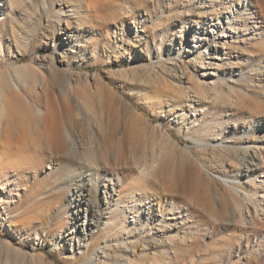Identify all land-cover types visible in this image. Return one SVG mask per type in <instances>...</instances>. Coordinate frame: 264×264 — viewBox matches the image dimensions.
I'll use <instances>...</instances> for the list:
<instances>
[{"label":"rangeland","instance_id":"1","mask_svg":"<svg viewBox=\"0 0 264 264\" xmlns=\"http://www.w3.org/2000/svg\"><path fill=\"white\" fill-rule=\"evenodd\" d=\"M8 1L0 0V264H143V254L151 259L163 251L154 242L169 245L172 236L175 244L195 239L180 264H264V209L256 217L252 203L245 224L228 214L222 220L221 185L228 176L260 200L264 164L245 178L243 166L219 152L237 144L264 148V21L258 15L264 0H17L11 10ZM199 11L207 13L209 36L218 29L210 26L215 19L227 23L223 28L239 20L247 29L245 36L229 33L243 51L225 58L219 72L234 88L227 85L226 96L214 99L213 91L209 103L193 102L189 89L199 81L200 50L190 40L203 27L194 23ZM6 92L19 99L5 106ZM184 111L178 122L175 115ZM56 131L83 161L106 139L130 164L138 159L157 167L149 199L136 208L144 223L130 201L120 229L103 222L76 228L79 212L70 195L79 164L53 155ZM198 140L208 143L199 147ZM201 148L208 154L197 159L191 153ZM211 156L228 160L214 168ZM132 168L120 172L122 190L137 177ZM99 178L104 196L112 184ZM232 191L241 200L244 191ZM157 195L183 209L177 220L171 212L162 232L153 218L160 213Z\"/></svg>","mask_w":264,"mask_h":264},{"label":"bare ground","instance_id":"2","mask_svg":"<svg viewBox=\"0 0 264 264\" xmlns=\"http://www.w3.org/2000/svg\"><path fill=\"white\" fill-rule=\"evenodd\" d=\"M16 2L17 0L8 1L9 10L13 9L11 4L14 6ZM223 9L224 10H222V13L227 11L229 8L224 7ZM259 11L260 12H258V15H261V19L264 21V7H261ZM228 12L230 13V11ZM216 15H218V13ZM193 16H194V23L195 24L203 23L202 24L203 27L201 29L202 31L200 30L199 33L196 32L195 35L193 34L191 35L190 33V35L192 36L190 40L194 43L192 45V47H194V51L197 52V50H200L198 52L200 63L196 65V68H194V70L198 72L199 81L195 88H191V87L189 88L190 90H192L191 91L192 96L190 95L189 96L192 97L193 102L209 103L212 101V99H214V97L221 98V96L224 95L226 96L227 85H230L231 89L234 88L233 86H231L230 81H228V79H226V77L223 76L224 74H222V77L220 78L219 72L220 71L222 72V70L226 68V67L224 68L223 65L225 58L230 57L231 53H235V52L237 53V50L243 51L242 50L243 48L237 45L240 42V40H238L240 38L235 37L237 35H233V34H237L238 31H242L243 33L242 36H245L246 35L245 31L247 29L246 28L240 29L239 25L241 24L245 25V24H243V22L240 24L239 20H236L234 23L229 24L230 26H228L227 28H223V26L227 23H224L223 25V23L218 22L215 19V20H211L216 22H210V26L212 25V27H217L218 29L216 30H221L220 34L216 33L217 31L212 29L210 33L211 36H209L207 35V33H205V31L207 32L209 25L205 21V18L207 17V13L199 11L196 14H193ZM229 33H233V34L229 35ZM203 53L206 54V59H207L206 62H203ZM182 76H185V74H183ZM182 76L181 78H183ZM176 78L179 77L176 76ZM15 87L17 88L16 85ZM213 91L214 94L212 95V99H209V96ZM2 96H3L2 97L3 104L5 106L6 104L9 103V101L14 99H19V97L17 96H9L8 92L4 93V95ZM176 106H178V103H174L173 105L169 106L170 113H172L175 110ZM185 115L186 113L184 111L182 114L175 115L174 118H177L178 122H181L182 121L181 119ZM2 117H3L2 114H0V119ZM262 140L264 142V139ZM207 143L208 142L206 141H200V140L197 141L199 147H203L204 144ZM237 145L239 146L237 148L222 147L223 148L222 149L219 147L220 148L219 152L221 153L222 151L229 157L233 156L238 161L239 165L243 166L242 169L243 172H245L244 174L245 178H249L253 171L259 169L257 167L261 163L264 164V157H263L264 148L257 147L256 144H253V147L252 146L240 147V144ZM33 146L40 148V145L37 143H34ZM49 146L50 149L52 150V153H54L53 155H58L62 157L64 160L76 161L79 164V168H78L79 172H77L78 183L73 188L74 193L71 194V190L68 191V194H71L70 196H72L71 203L72 204L74 203L76 205L79 212L78 218L76 220L77 222L76 228H82V231H85V229L98 228L103 222L105 226H107L108 230L111 231L112 229H116V227H118L117 228L118 230L126 222V213H127L126 211L127 209H129L127 203H130V201L134 204L133 210L137 213L136 220L139 221L140 219V221L144 223L143 219H141L140 209H138L137 211L136 208L138 206L143 205L142 200L144 199V197L145 198L148 197L149 199L148 187L151 183V180H153L156 177L157 167H155L153 164L143 165L141 162L138 161V159H135L134 162L130 164L129 159L123 153L124 151H121L119 149V151L115 153L114 150L117 147L114 148L115 145H112L111 141H106V139L98 145V147L101 149L100 152L94 151L92 153H89L88 159H91V161H87V160L83 161L82 159L77 158L76 154L74 152H71V150L69 149V146L66 140L63 138L60 131H56V133H54V138H52ZM189 148L190 147H187L188 150ZM208 150L209 149L201 148L197 152L191 154H194L195 157L198 159L199 156L202 157L204 153L208 154ZM109 153H111L112 158L109 155ZM219 158L220 157H218V159H215L211 156V158L209 159L210 166L214 168L218 167L220 169H221V165L225 166L226 164L225 162H227L228 159L223 158L222 160ZM92 160L94 161L93 164H92ZM22 161L24 162V160ZM213 163L217 164L218 166L215 167ZM205 166L206 165L204 163L201 165L203 171L205 172L209 171ZM125 167L128 168L134 167L132 169L134 171L135 170L137 171V177L131 182V184L127 183L125 185L126 186L125 189L122 190L121 186L125 178V173H123L120 176V172L125 171L124 170ZM92 168H94V170L97 173L96 177L94 176L92 177L91 175ZM128 171H130L131 173L134 172L132 170H128ZM254 174H258L257 171H255ZM222 176L224 177L225 180H222L221 185L226 189L225 192L226 196L223 197L222 202H223V209L226 210L227 212L226 213L224 211L225 213L222 214V220L227 221L225 215L228 214L230 215V217H233L235 223H243V224L247 223L248 222L247 218H250L252 216L251 215L252 212L250 208L253 204L256 211V217H259V213L264 209L263 206H261L262 204H264V194L262 196V199L258 200L255 196L256 195L255 191L250 192L243 187L242 188L235 187L233 183L229 181L230 178L228 176H224V175ZM99 177H102V181L104 180L110 181V184H112V188H109V191L106 190L104 192V196L101 195V191L103 188L101 186V179ZM233 189L236 190L240 189L244 191V194L240 195L241 200L238 198L237 195H234L235 193L232 191ZM117 194H120V196L118 195L119 198L115 199V196H117ZM105 195H107V197H105ZM137 195L139 196L142 195V197H140L141 199L137 198ZM164 199H165L164 197L161 198L158 196L154 200V201H159L161 204L159 215L153 216V218H156V222L158 223V226H160L159 229L157 228L158 232H162V228L166 229V224L169 220L167 218L169 217L171 212H174V215H178L176 217V220L178 218H181V216L183 215L182 214L183 209L181 208L179 203L170 201L168 199L164 202H161ZM184 210L185 212L190 211L188 207H186ZM141 211H143V209ZM147 214L148 216H150L149 212ZM83 216H84V221H81L80 218H83ZM136 226L137 228H139V226H142V224L138 223L136 224ZM149 233H150L149 238L153 243V241L156 240V236L154 233H152V231H150ZM173 237L174 236L170 238L169 245L167 244L165 245V242L163 240H160L159 242L156 241L157 243L154 242V245L156 244V247L163 246V251L161 252L160 255H158V252L155 250L151 259L146 256L148 253L143 254L142 255L144 257L142 259L143 264H147V263L158 264L161 262L162 264H170V263L180 264L179 259L180 261H182L183 257L181 256L195 245V239L192 238L189 244L183 245V241L186 240L185 237L184 239L180 240L177 244H175L177 237L174 238ZM168 247H171L172 250L174 251V255L172 254L173 256L170 253V251L172 250L168 251ZM132 262H134V260ZM183 263L187 264L185 259L183 260Z\"/></svg>","mask_w":264,"mask_h":264}]
</instances>
